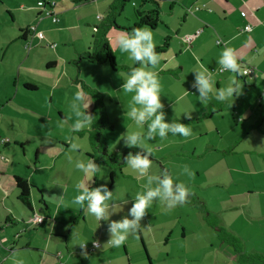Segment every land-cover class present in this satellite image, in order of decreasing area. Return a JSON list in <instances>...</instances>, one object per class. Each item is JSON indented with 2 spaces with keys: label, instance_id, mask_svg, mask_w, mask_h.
<instances>
[{
  "label": "crops",
  "instance_id": "crops-1",
  "mask_svg": "<svg viewBox=\"0 0 264 264\" xmlns=\"http://www.w3.org/2000/svg\"><path fill=\"white\" fill-rule=\"evenodd\" d=\"M151 1L153 3L157 1V25L154 28L145 25L140 28H147L152 33L157 29L160 30V38L153 39L157 41L155 51L160 55L159 68H163L162 74L165 75L161 79L164 77L162 80L166 81L171 78L175 84L183 86V93L179 97L187 95V92L192 90L196 97L199 95L191 87L195 82L194 70L189 71V77L187 74L185 63L190 59L194 66L198 67L197 70L207 69L213 75L215 88L226 87L231 78H238L242 89L234 99L225 102L217 101L214 94L207 104L199 102L202 107L201 113H204L207 119L205 122H208L204 125L206 131L197 135L201 139L200 144L189 146V142L193 143V141L178 142L176 143L178 145L171 146L169 150L153 155L152 158L158 162L152 165L150 174L167 169L174 183H181L182 181L175 178V175H188L184 172L185 166L192 175L201 177V170L195 169L201 167L200 164L195 163L197 161L205 162L206 174L235 173L231 175L230 181L220 182L222 191L208 194L209 196L206 193L190 192L187 202L179 206L182 208L191 203L195 211L203 212L206 218L213 217V222L209 224L217 229L222 239H225L224 242H230L231 238L237 243L239 249L235 246V251L242 257L241 264L264 263V260L248 262L250 255L264 258V97L262 103H258V98L264 90V51H261L264 50V0H166L169 3V10H163L165 7L159 3L160 0ZM125 6V3L123 7L118 3L119 14L126 9ZM151 10L154 9L135 11L147 15ZM115 20L117 23V17ZM138 22L137 16L136 24ZM100 25L97 24L96 29L97 27L101 29ZM246 25H252L253 30L244 32ZM38 29L40 30L39 27ZM200 29L203 31L194 41L186 40L187 35L194 34ZM124 30L132 32L127 28ZM117 38L118 36L113 38L115 44ZM219 40H222L223 44H218ZM226 46L236 50L238 63L244 69L253 67L254 72L240 77L227 71L216 72L217 60ZM64 59L69 61L67 58ZM73 61L77 60L73 59ZM83 61L80 60L81 63ZM88 63H84L85 66H88ZM47 66L56 68L58 62L53 59ZM128 67L127 70L131 72L133 68ZM159 68L156 71L161 70ZM224 109L233 112L230 123L227 121L228 116L224 113ZM197 112H200V108ZM174 122L183 123V120L175 118ZM97 126L99 129L94 130L93 134L99 132L108 154L119 156L122 160V164L118 166L121 173L134 175L124 162L128 150L132 152L133 148H125V155L121 150L111 149L109 143L105 141L106 120H100ZM211 133L218 134V141L203 144V137ZM0 138L8 140L4 145L10 150L9 139L1 135ZM90 141L91 146H81L78 151L69 153V146L56 148L58 152L55 155H45L44 158L41 157V148L38 147L32 161L29 160L31 157L28 156L26 148L21 146L22 143L25 145L30 142L28 140L16 142L23 150L24 160L19 157L13 162L20 164V167H13L12 171L6 173L0 169L2 175L0 196L2 195L5 201L4 205L0 203V238L3 240L0 243V264H11L8 257L14 251L20 254L25 264H158L161 255L172 259L178 253H186L188 238L196 233L193 227L195 220L193 225L189 226L183 222L181 215L176 220L161 223L152 222L154 216L146 215L137 233L130 235L123 245L120 247L105 245L110 238L108 223L113 220L118 221L128 214L130 208L126 206L134 202L138 192L143 191L142 180L146 177L137 176L134 178L137 184L121 187L119 191L124 192L125 196L119 198L118 202H108L109 221H96L86 213V205L81 209L71 204V200L78 194L75 189L77 182L84 181L89 187H99V174L105 172L107 174L103 168L113 164L101 150L97 149L100 153L97 156V152L92 150L96 148L92 140ZM68 155L72 156L71 162L67 159ZM62 157L66 160L65 164H57ZM74 158L94 160L101 166V171L97 172L95 177L85 178L83 173L75 168ZM116 171L112 166L113 183H115ZM17 176L28 179L31 184V208L22 202L20 191L16 193L15 189L12 193H16L18 203L13 200L10 204L7 202V190L12 189L13 185L17 186ZM229 184L236 186L237 190L230 191ZM112 186L108 189L114 192ZM209 186L208 191L212 188L211 185ZM34 189H38L42 194V202L36 200ZM195 197H198L197 201ZM204 208L208 211L204 212ZM36 213L44 217L41 225H34L31 222V218ZM204 220L206 222L205 218ZM144 223L145 225L149 223L150 227L145 226L143 230ZM200 229L199 225V231ZM95 240L101 243V247L92 253L86 252L87 258H85L83 254L85 251L79 244L83 241L90 245ZM179 240L183 247L174 248V243ZM186 255L191 256L187 253ZM190 259L196 261L193 257ZM186 261H189V258H186Z\"/></svg>",
  "mask_w": 264,
  "mask_h": 264
},
{
  "label": "rangeland",
  "instance_id": "rangeland-1",
  "mask_svg": "<svg viewBox=\"0 0 264 264\" xmlns=\"http://www.w3.org/2000/svg\"><path fill=\"white\" fill-rule=\"evenodd\" d=\"M45 1L56 3L53 12L59 18L58 22L54 23L52 21L53 16L46 15L44 7L38 5V0H0V135L9 139V147H11L9 150L7 146L0 144V169H3L5 173L12 171L13 167H20V164L13 162L14 160H18L19 157L24 160L22 157L23 150L16 143L18 141L28 140L30 142L24 145L28 156L31 157L30 161L35 158L38 147L41 148L42 158L49 154L55 155L58 152L56 148L69 146L68 139L70 137L78 138L76 141L81 146H91V136L94 130L99 129L97 125L103 119L107 122V128L104 130L105 141L109 143L111 149L121 150L125 155L126 147L123 140L120 139L121 135L126 133L127 130L130 132L139 131L142 134L147 132V125L144 128H137L134 122L126 116L132 94L120 90L124 79L130 73L126 67L129 66L128 68L131 69L141 65L128 60L127 53L120 50L118 44L114 43L113 38L121 33H129L124 28L133 29L136 24V9L143 11L157 9V1L153 3L151 0H147V2L145 0H120V4H126V9L116 16L120 27L110 28L107 32L108 43L115 55V66L109 62L103 64L82 59L81 56L83 57V55H80V53H85L84 56H87V52H97L102 46L101 30L106 24L105 19L107 20L111 12V5L116 0H88L81 4L75 3L74 0ZM159 3H162L165 7L163 10H169V3L166 0H162V2L160 0ZM38 13H43L42 18L38 16ZM99 23L101 24L100 32L96 29V25ZM32 26H38L40 30H43L45 39L42 40L32 33L29 34L27 39H23V29ZM159 33L160 30L157 29L153 34V38H160ZM163 33L165 34V30H163ZM156 42L154 41V43ZM53 59L58 62L56 68L47 66L48 62ZM73 59L84 61L79 64ZM84 63H88V66H85ZM185 64L188 77L190 76L189 71L198 69L191 59ZM159 66L161 64H158L155 69L149 70L158 74L165 122L172 123L175 118H179L183 120L182 124L192 129V135L184 138L169 133L166 139L162 140L157 136L155 140L147 141L146 143L152 149V156L169 150L171 146L178 145L176 144L178 142L193 141V143L189 142V146L200 144L201 139L197 135L206 131L204 125L208 123L205 122L207 119L204 113H201L202 107L198 98L194 95V91H189L187 95L179 97L183 93V86L175 84L171 78L163 81L164 77L161 79L162 76H165L162 74L163 68L160 67L161 70L156 71ZM216 72H219L218 69ZM25 83L36 84L39 90H25L23 87ZM79 90L87 94L90 106L86 112L91 113L95 118L90 127L73 131L72 124L75 116L71 112L70 104L74 94ZM263 93L264 90L258 98L259 104L262 103ZM199 108L200 112H197ZM186 113H190L191 119L187 118ZM224 113L227 114V121L230 123L232 110H225ZM61 121H64L63 127L59 126ZM190 138L192 139L190 140ZM218 139L217 133H211L203 137L202 143L217 142ZM172 142L174 143L171 144ZM92 150L97 152V148ZM98 150L100 149L98 148ZM133 150V154L142 151L138 148H133ZM97 154V156L100 155L99 152ZM74 160L77 161L78 159L74 158ZM152 160V165H156L158 161L153 158ZM65 161V158H59L57 164H65ZM195 163L201 165V167L195 168L201 170V177L182 174L180 176L175 175V178H179L190 188V192L197 194L200 192L208 195L222 191L220 182L230 181L231 175L235 174L232 172L206 174L204 171L205 162L197 161ZM26 166L24 165V167ZM112 166L117 170L115 183H113L114 179L111 177ZM112 166H109L111 169L109 167L103 168L104 171H107V174L106 172L100 173L99 181L100 186L106 184L108 188H111V185H113L115 195L112 202H118L119 198L125 196L124 192L119 191L121 187L137 184L134 178H137L138 175L122 174L118 162L113 163ZM151 174L159 175L160 173L152 172ZM1 178L2 175H0ZM12 180L14 181L13 176ZM142 181L146 183V178ZM209 185L212 188L208 191ZM228 188L230 191L237 190V187L231 186V184ZM14 189L16 193L20 191L16 185L7 190V202L9 204L12 200L18 203L16 193H12ZM34 193L36 200L39 203L42 202V194L38 189H34ZM197 198L195 197V201H197ZM0 203L5 204L2 195L0 196ZM132 204L133 202L128 204L126 208H131ZM192 205L188 203L185 207L176 206L169 210L165 205L153 202L147 209V215L154 216L152 220L154 223L176 220L179 215L183 216V222H186L189 226H192L195 220V226L193 225V227L196 233L188 238L186 246L188 250H185L191 256H187L186 253H178L179 256L177 254L174 258L167 259L165 255H161V260L157 263L241 264L242 257L235 251L236 243L233 241L224 242L225 239H222L217 229L209 224L213 222V217H210L211 219L206 218L203 212L195 211ZM203 210L204 212L208 211L205 208ZM199 225L201 227L200 231ZM145 226L150 227L149 223L147 225L144 223L143 230ZM174 246V248L183 247V245H180V240L176 241ZM190 257H193V260L196 261H192ZM186 258H189V261H186ZM245 258L247 259V257ZM249 258L253 259L252 255ZM257 259L264 260L263 257H257ZM248 262L254 263L252 261Z\"/></svg>",
  "mask_w": 264,
  "mask_h": 264
},
{
  "label": "clouds",
  "instance_id": "clouds-1",
  "mask_svg": "<svg viewBox=\"0 0 264 264\" xmlns=\"http://www.w3.org/2000/svg\"><path fill=\"white\" fill-rule=\"evenodd\" d=\"M117 44L123 53H127L128 60L141 65V67L133 68L127 74L121 91L132 94L126 116L134 122L137 128H144L147 125V132L142 134L139 131L130 132L127 130L120 139L123 140L126 148L142 150L135 154L128 152L124 157V162L133 174L146 177V183L142 185L143 191L136 194L128 214L118 221L113 220L108 223L107 230L110 238L105 245L112 247H120L130 235L137 233L141 227L142 219L147 215V209L153 202H159L169 210L187 202L190 195L189 188L182 182L174 183L167 169H162L159 175L150 174L153 164V160L150 158L152 149L146 142L155 140L157 136L162 140L166 139L169 133L184 138L192 135V129L189 126L182 123L165 122L158 74L149 70L155 69L160 59V55L155 51L152 31L147 28H135L131 33H121L117 38ZM217 64L219 72H231L236 77L248 74L247 70L238 63L236 50L232 47L226 46L222 50ZM193 72L195 73V82L191 87L199 93L197 98L201 104H207L213 94L217 101L225 102L234 99L238 92L241 93L242 86L238 78H231L226 87L217 89L214 77L207 69L194 70ZM89 106L87 94L82 90L77 91L70 104L71 112L75 116L72 124L73 131H80L92 125L95 117L86 112ZM185 115L191 119L190 113ZM63 123L64 121H61L59 126L63 127ZM76 139L78 138L70 137L68 139L69 153L80 149L81 145L74 142ZM67 159L71 162L72 156L68 155ZM75 168L82 172L85 178L95 177V174L101 171V166L91 159L77 160ZM184 172L192 175L187 166H185ZM75 189L78 194L71 200L72 205L79 206L81 209H84L86 205V213L94 217L96 221H109L108 202L113 200L114 192L110 191L106 184L92 188L84 181H79L75 184ZM113 207H115L114 204ZM94 244L97 247L100 246L98 241ZM79 246L81 249H86L87 242L82 241ZM83 254L87 258V253ZM8 259L11 264H25L24 260L20 258V254L15 251Z\"/></svg>",
  "mask_w": 264,
  "mask_h": 264
},
{
  "label": "trees",
  "instance_id": "trees-1",
  "mask_svg": "<svg viewBox=\"0 0 264 264\" xmlns=\"http://www.w3.org/2000/svg\"><path fill=\"white\" fill-rule=\"evenodd\" d=\"M74 1H75V3L81 4V3L87 2L88 0H74ZM45 2H47V1H45ZM118 3L120 4V0H116V2L111 5V12H110L107 20L105 19L106 24L103 26L102 30L99 27H97V30H101V36L100 37L102 40V44H101L102 46L98 49L97 52H87V56H84L85 54H83V57L81 56L82 59H88L92 62H109L113 66H115V64H116L115 55H114L112 48L110 47V45L108 43L107 32L110 28L119 27L116 23V20H115L116 16L119 14L118 13L119 12L118 11ZM120 5H121V7H123L124 3L120 4ZM157 13H158V9L151 10L147 15L138 11L137 16L139 18V22L133 27V29L140 28L143 25L154 28L158 22ZM42 16H43V13H39V17L42 18ZM110 17H112V18H110ZM133 29H128V30L132 31ZM29 34H31L29 27L23 29V35H22L23 39H27ZM77 63H80V60H77ZM244 76H246V75H244ZM23 87L25 90H28V91L38 89V87L36 85L30 84V83H25ZM91 140H92V144L94 145V147H96L97 149L99 148L102 151V154H104L105 156H107L109 158L110 163L118 162L119 165L122 164V160L119 158V156L108 154L107 147L103 143V139H102L101 134L99 132L94 133L93 136H91ZM0 142L2 143L1 138H0ZM2 144H6V143H2ZM21 146H24V144L22 143ZM111 174H112L111 177L113 179L114 172H112ZM16 184L20 190V198H21L22 202L27 207L31 208V200H30V198H31V184H30L29 180L26 178H23L21 176H17L16 177ZM228 240H229V237H228ZM230 241H233V239L230 238ZM236 248H238L237 243H236ZM252 257H253V259L249 258L250 261H252V262L258 261L257 257H255V256H252Z\"/></svg>",
  "mask_w": 264,
  "mask_h": 264
},
{
  "label": "built area",
  "instance_id": "built-area-1",
  "mask_svg": "<svg viewBox=\"0 0 264 264\" xmlns=\"http://www.w3.org/2000/svg\"><path fill=\"white\" fill-rule=\"evenodd\" d=\"M38 5L39 6H42L44 7V10H46V15L47 16H53V22L56 23L59 21V18L55 15V13L53 12L54 8L56 7V3L54 2H45V0H39L38 1ZM246 29H249L246 31ZM29 30L31 31V33L34 35V36H37L39 37L40 39H45V34L43 31L39 30L38 29V26H32V27H29ZM253 30V26L252 25H246L243 29L244 32H251ZM203 31V29H200L198 30L196 33L194 34H191V35H187L186 36V40L188 42H192L194 41L200 34L201 32ZM218 44H223L222 40H219L217 42ZM247 70V75L251 74L252 72H254V68L253 67H247L245 68ZM263 96H264V93H263ZM8 140L7 139H2V143H7ZM44 221V217L39 215V214H34L33 217L31 218V222L32 224L34 225H41ZM97 240L93 241L90 245L87 244L86 246V249H83L84 251L88 252V253H92L94 251H96L97 249H99L101 247V243L99 242V247L95 246V242ZM3 242V240L0 238V243Z\"/></svg>",
  "mask_w": 264,
  "mask_h": 264
}]
</instances>
